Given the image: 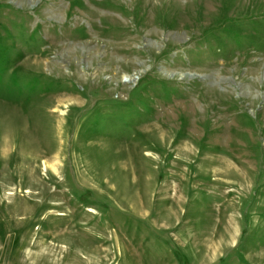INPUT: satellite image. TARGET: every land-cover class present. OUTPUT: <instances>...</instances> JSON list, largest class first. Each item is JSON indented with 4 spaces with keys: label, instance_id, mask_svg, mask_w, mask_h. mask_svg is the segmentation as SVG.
Here are the masks:
<instances>
[{
    "label": "rangeland",
    "instance_id": "rangeland-1",
    "mask_svg": "<svg viewBox=\"0 0 264 264\" xmlns=\"http://www.w3.org/2000/svg\"><path fill=\"white\" fill-rule=\"evenodd\" d=\"M91 248L264 264V0H0V264Z\"/></svg>",
    "mask_w": 264,
    "mask_h": 264
},
{
    "label": "bare ground",
    "instance_id": "bare-ground-1",
    "mask_svg": "<svg viewBox=\"0 0 264 264\" xmlns=\"http://www.w3.org/2000/svg\"><path fill=\"white\" fill-rule=\"evenodd\" d=\"M125 77H128V76H125ZM129 79H130V77H129ZM183 154L186 155V159H189L190 157H192L194 155L193 151H189L188 149L184 150L183 151ZM189 163H187V164H189ZM212 165L214 167V171L213 172L215 174L216 173H219V174L222 175L223 173L226 174L227 171H229L228 170L229 168L226 167L228 165L226 162L223 163V162H219V160H213ZM189 167L190 168H188V170H187L188 172H189L190 169H192V165H190ZM215 167H218V168H215ZM221 167H223V169ZM193 169H194V165H193ZM195 169L196 170H195L194 175L193 176L192 175L190 176V178H194V180L197 179L199 175H202V165H200V166L199 165H196L195 166ZM184 172H185V170H184ZM59 238L62 239L61 237H59ZM89 251H90V254H88V256H87L88 259L86 260V262H84V264H96V262L98 261V253L100 251H104V252H106V254L110 253L109 249H105L104 250V249H101V248H91V250H89ZM72 263L75 264L76 263V260L75 259L72 260Z\"/></svg>",
    "mask_w": 264,
    "mask_h": 264
}]
</instances>
